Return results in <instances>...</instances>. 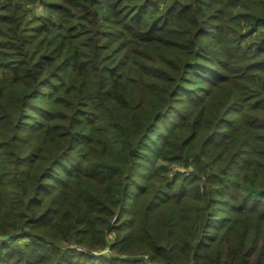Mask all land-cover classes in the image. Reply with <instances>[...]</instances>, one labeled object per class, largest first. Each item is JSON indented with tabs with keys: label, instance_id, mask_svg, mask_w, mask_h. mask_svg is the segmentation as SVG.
Wrapping results in <instances>:
<instances>
[{
	"label": "trees",
	"instance_id": "trees-1",
	"mask_svg": "<svg viewBox=\"0 0 264 264\" xmlns=\"http://www.w3.org/2000/svg\"><path fill=\"white\" fill-rule=\"evenodd\" d=\"M0 264H264V0H0Z\"/></svg>",
	"mask_w": 264,
	"mask_h": 264
},
{
	"label": "rangeland",
	"instance_id": "rangeland-1",
	"mask_svg": "<svg viewBox=\"0 0 264 264\" xmlns=\"http://www.w3.org/2000/svg\"><path fill=\"white\" fill-rule=\"evenodd\" d=\"M160 164H163V162H160ZM164 164H166V163H164Z\"/></svg>",
	"mask_w": 264,
	"mask_h": 264
}]
</instances>
